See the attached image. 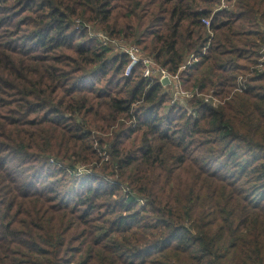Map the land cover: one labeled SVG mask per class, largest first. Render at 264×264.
<instances>
[{
	"label": "trees",
	"instance_id": "obj_1",
	"mask_svg": "<svg viewBox=\"0 0 264 264\" xmlns=\"http://www.w3.org/2000/svg\"><path fill=\"white\" fill-rule=\"evenodd\" d=\"M235 1L0 0V264H264V0ZM77 20L197 55L182 87L220 104L171 105Z\"/></svg>",
	"mask_w": 264,
	"mask_h": 264
},
{
	"label": "built area",
	"instance_id": "obj_2",
	"mask_svg": "<svg viewBox=\"0 0 264 264\" xmlns=\"http://www.w3.org/2000/svg\"><path fill=\"white\" fill-rule=\"evenodd\" d=\"M220 8H226V6L222 4ZM201 22L205 27L209 28V18H203ZM76 27L82 30H86L89 37L100 43L102 46L110 48L111 51H116L117 54H124L128 59V62L124 68L125 76H129L136 66L142 65V76L144 78L149 80L158 79L161 82L164 78H167L168 84L165 86H167L171 105L178 104L187 107L190 100L195 97L199 98L202 96L204 97V101L214 108H216L220 104V101L216 97L212 96L211 93L203 95L199 93L198 88L186 90L182 87L179 77L180 71L186 68H190L194 63H196L199 58L197 55H188L179 70L175 74H171L167 71V69L161 67L154 60L146 56L137 45H135L134 43H129L124 38L110 37L108 34L101 30H93L89 24H86L81 20L76 21ZM208 31L210 36H212V32L210 30ZM205 50L206 48H203L202 53H204ZM237 81L238 84L236 91H242L245 88V80L242 79V77H239ZM51 162L54 161L51 160ZM78 170L81 172V169ZM139 201L141 204L143 203L142 200Z\"/></svg>",
	"mask_w": 264,
	"mask_h": 264
},
{
	"label": "rangeland",
	"instance_id": "obj_3",
	"mask_svg": "<svg viewBox=\"0 0 264 264\" xmlns=\"http://www.w3.org/2000/svg\"><path fill=\"white\" fill-rule=\"evenodd\" d=\"M219 3L217 4V6L216 7H214V9L213 10H215V12L218 10V11H220L221 9H220V7H221V5L222 4H224L225 6H226V9L227 10H229V9H231V7H232V5L233 4H235V0H217ZM224 10V9H223ZM264 24V23H263ZM90 25V24H89ZM91 26V28L93 29V30H97V29H100V26L99 25H90ZM99 27V28H98ZM263 30H264V25H263V28H262ZM144 53V52H143ZM116 54V51H114V50H112V52H110L109 53V56H114ZM145 54V53H144ZM146 55V54H145ZM259 55H260V57L259 58H255L258 62H260V64L259 65H257L255 68H256V70H258V71H263L264 70V67L261 65V63L262 62H264V49H262V50H260L259 51ZM147 56V55H146ZM254 68V67H253ZM253 72H252V68H251V73L250 74H248V75H246V76H251V74H252ZM167 91V90H166ZM95 146H97L96 144H95ZM54 164H56V165H58V166H64L63 164H65V165H67L66 163H61V162H54ZM66 168H69V167H67V166H65ZM86 170V169H85ZM83 171V172H80L79 170H77V169H75V170H71L70 169V171H69V174L70 175H72V176H75V177H77V176H82L83 174H93V171L92 170H90V169H87V172L86 171ZM74 172V173H73ZM95 172V171H94ZM97 172V171H96Z\"/></svg>",
	"mask_w": 264,
	"mask_h": 264
},
{
	"label": "water",
	"instance_id": "obj_4",
	"mask_svg": "<svg viewBox=\"0 0 264 264\" xmlns=\"http://www.w3.org/2000/svg\"><path fill=\"white\" fill-rule=\"evenodd\" d=\"M162 84H163V85H167V84H168V79H167V78H164V79L162 80Z\"/></svg>",
	"mask_w": 264,
	"mask_h": 264
}]
</instances>
